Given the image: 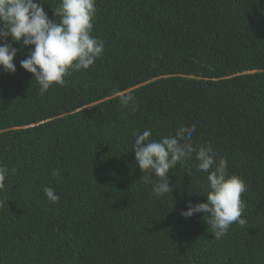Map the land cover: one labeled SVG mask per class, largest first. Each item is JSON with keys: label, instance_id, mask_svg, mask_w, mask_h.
<instances>
[{"label": "trees", "instance_id": "obj_1", "mask_svg": "<svg viewBox=\"0 0 264 264\" xmlns=\"http://www.w3.org/2000/svg\"><path fill=\"white\" fill-rule=\"evenodd\" d=\"M0 264H264V0H0Z\"/></svg>", "mask_w": 264, "mask_h": 264}]
</instances>
